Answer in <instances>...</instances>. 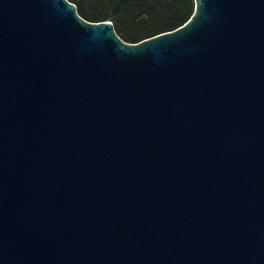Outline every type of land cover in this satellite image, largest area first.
Wrapping results in <instances>:
<instances>
[{
  "label": "water",
  "instance_id": "95a60500",
  "mask_svg": "<svg viewBox=\"0 0 264 264\" xmlns=\"http://www.w3.org/2000/svg\"><path fill=\"white\" fill-rule=\"evenodd\" d=\"M194 2L0 0V264H264V0Z\"/></svg>",
  "mask_w": 264,
  "mask_h": 264
},
{
  "label": "trees",
  "instance_id": "16d2710c",
  "mask_svg": "<svg viewBox=\"0 0 264 264\" xmlns=\"http://www.w3.org/2000/svg\"><path fill=\"white\" fill-rule=\"evenodd\" d=\"M87 21L111 20L116 34L135 43L184 25L194 0H68Z\"/></svg>",
  "mask_w": 264,
  "mask_h": 264
}]
</instances>
